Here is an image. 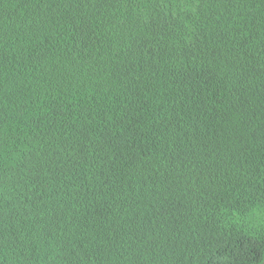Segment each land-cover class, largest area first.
Segmentation results:
<instances>
[{"label": "trees", "instance_id": "trees-1", "mask_svg": "<svg viewBox=\"0 0 264 264\" xmlns=\"http://www.w3.org/2000/svg\"><path fill=\"white\" fill-rule=\"evenodd\" d=\"M0 264H264V0H0Z\"/></svg>", "mask_w": 264, "mask_h": 264}]
</instances>
